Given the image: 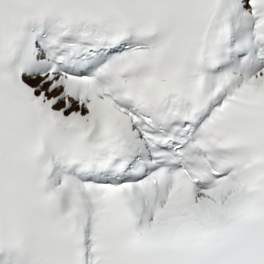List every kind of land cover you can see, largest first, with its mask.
<instances>
[{"label":"snow or ice","instance_id":"obj_1","mask_svg":"<svg viewBox=\"0 0 264 264\" xmlns=\"http://www.w3.org/2000/svg\"><path fill=\"white\" fill-rule=\"evenodd\" d=\"M0 264H264V0H0Z\"/></svg>","mask_w":264,"mask_h":264}]
</instances>
